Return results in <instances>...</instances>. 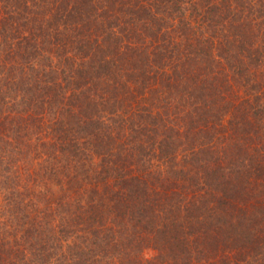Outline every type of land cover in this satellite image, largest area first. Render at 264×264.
Listing matches in <instances>:
<instances>
[{"label":"trees","instance_id":"trees-1","mask_svg":"<svg viewBox=\"0 0 264 264\" xmlns=\"http://www.w3.org/2000/svg\"><path fill=\"white\" fill-rule=\"evenodd\" d=\"M0 264H264V0H0Z\"/></svg>","mask_w":264,"mask_h":264}]
</instances>
